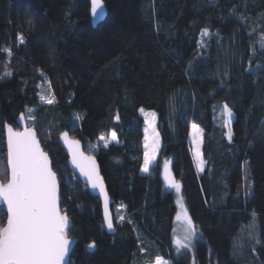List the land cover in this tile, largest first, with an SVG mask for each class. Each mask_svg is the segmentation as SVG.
I'll return each mask as SVG.
<instances>
[{"label": "trees", "instance_id": "obj_1", "mask_svg": "<svg viewBox=\"0 0 264 264\" xmlns=\"http://www.w3.org/2000/svg\"><path fill=\"white\" fill-rule=\"evenodd\" d=\"M104 4L107 16L93 27L89 0H0V169L5 125L19 130L23 115L58 175L77 240L70 264H151L157 255L170 264H264V0ZM224 104L233 113L231 142L218 116ZM141 108L156 112L161 137L148 174ZM193 124L202 132V173ZM112 131L119 143L99 146ZM63 132L96 157L115 235L105 232L99 199L69 170ZM180 201L197 230L191 254L174 243Z\"/></svg>", "mask_w": 264, "mask_h": 264}, {"label": "snow or ice", "instance_id": "obj_2", "mask_svg": "<svg viewBox=\"0 0 264 264\" xmlns=\"http://www.w3.org/2000/svg\"><path fill=\"white\" fill-rule=\"evenodd\" d=\"M91 17L94 25L99 24L105 17V10L102 0H90ZM31 23V21H29ZM209 36L207 29L201 32V37ZM23 43V37H19ZM203 41H201V46ZM261 46L264 47V37H261ZM11 57L10 50L5 49ZM5 75H11L5 72ZM41 75H44L41 73ZM51 85L49 84V90ZM41 101L46 104H54L55 97L41 95ZM30 113L31 109L28 110ZM146 117V123L152 129L151 137L146 132L144 138V159L141 171L149 172V167L155 160L159 147V134L155 131L156 113H146L140 109ZM221 115L225 118L223 127L227 128L226 133L229 142L232 140V110L223 105ZM34 119V117H31ZM76 119H80L77 115ZM120 117H115L119 121ZM24 120V116L20 117ZM7 131V162L6 168L0 169V174L5 176L0 181V201L6 205V223L0 224V264H70L66 260L69 256L71 241L68 239L69 218L61 210L58 196L57 173L53 171L52 162L48 154L42 150L40 141L37 138V131L34 126H26L23 131H15L11 126L5 125ZM194 134L193 141L196 145L193 152L200 171L204 170V160L200 152L202 139L198 138L199 129L192 125ZM61 139L68 146L72 157V163L79 169L80 173L87 178L93 189H99L104 196V221L109 231L113 230V221L108 211L109 199L104 190L103 180L99 175L96 161L91 156H85L80 149V142L69 140L68 133L64 132ZM99 140L105 148L109 143H119L117 133L112 131L109 136L101 135ZM167 171V165H166ZM169 187L180 191V184L174 180L170 181ZM181 209L176 219L182 221L184 234L176 237L174 243L177 250L191 247L197 230L188 216L187 210L180 201ZM123 207V205H121ZM121 221L124 216H119ZM253 223L249 225L254 230ZM131 223V221H129ZM251 235V231H250ZM257 243L259 241L257 240ZM95 242L87 244V249H95ZM151 264H170V261L157 255Z\"/></svg>", "mask_w": 264, "mask_h": 264}, {"label": "water", "instance_id": "obj_3", "mask_svg": "<svg viewBox=\"0 0 264 264\" xmlns=\"http://www.w3.org/2000/svg\"><path fill=\"white\" fill-rule=\"evenodd\" d=\"M89 3H90V0H89ZM102 3H103L104 10H105V17H104V19H103V21H104L105 18H106V16H107V9H106V6H105V4H104V0H102ZM90 17H91V4H90ZM103 21H102V22H103ZM91 22H92V17H91ZM102 22H100L99 24H101ZM99 24L94 25L93 22H92V26H93V27H97ZM21 116H22V115H21ZM21 116H20V117H21ZM17 122H18L19 130H16L13 126H11L15 131H23L24 128H25L26 126H28L27 123H26V121H25V117H24V120H23V121H21L20 118H19ZM8 126H10V125H8ZM63 133H64V132H63ZM67 133H68V139H69V140H77V141H79L78 139H74V138H72L69 132H67ZM61 135H62V134H60V136H59V143H60V145L62 146L63 150L65 151V153H66V155H67V158H68V162H67V164H68V168H69V170H70V171H71V172H72V173H73V174L79 179L80 182H82V183H83V184L89 189V192H90L91 195H93L94 197H96V198L99 199V201H100V203H101L102 217H103V224H104L105 232H106L108 235H115V234L117 233V231H116V229H115V225H114V217H113V213H112V207H113V205H114V201H113V199L110 197V195H109V193H108V189H107V186H106L105 180H104V178H103V176H102L101 167H100V165H99V163H98L96 157H95L94 155L88 154V153L85 151V149H84V145H83V143H82L81 141H79V142H80V149H81V151L84 153V155H85V156H91V157H93V158L95 159V161H96V165H97V168H98V171H99V175H100V177H101L102 180H103L104 190H105V192L107 193V195H108V199H109L108 211H109V213L111 214L112 221H113V230H112V231H109V230H108L107 225H106V223H105V221H104V215H105V213H104V196L100 193L99 189H93V188L91 187V185H90V184L88 183V181H87V178H86L85 176H83V175L80 173L79 169L76 168V166L72 163V157H71V154H70V152H69V150H68V146H67V144L64 142V140L61 139ZM37 138H38V133H37ZM38 140H39V138H38ZM39 141H40V140H39ZM5 142H6V149H7V131H6V127H5ZM40 144H41V143H40ZM41 148H42V150H44L43 147H42V145H41ZM48 156H49V155H48ZM49 158H50V156H49ZM50 161H51V158H50ZM51 162H52V161H51ZM52 168H53V164H52ZM53 171H54V170H53ZM0 181H1V180H0ZM57 181H58L59 205H60V208H61V191H60V183H59L58 175H57ZM0 208H2V209L4 210V212L6 213V205H4L2 201H0ZM71 227H72V222H71V220L69 219V228H68L67 232H68V239L72 242V243H71V246H70V253H69V256L66 257V260L69 261V262H70V259H71L72 252H73V250H74V248H75V246H76V244H77V240H76V239H71V238H70V229H71ZM92 250H95V249H92Z\"/></svg>", "mask_w": 264, "mask_h": 264}, {"label": "rangeland", "instance_id": "obj_4", "mask_svg": "<svg viewBox=\"0 0 264 264\" xmlns=\"http://www.w3.org/2000/svg\"><path fill=\"white\" fill-rule=\"evenodd\" d=\"M144 110H145V109H144ZM145 112H146V113H151V112H154V111H151V110H145ZM220 112H221V110L219 111L218 116H219L220 119H223V120H224L225 118L220 114ZM155 113H156V112H155ZM140 115L142 116V118H143L144 121H145V125H144V134L147 132V133L149 134V136L151 137V135H152V129L149 128L148 124L146 123V119H148L149 117H146L145 114H144V113H141V112H140ZM155 131L159 134V130H158V115H157V114H156V119H155ZM193 134H194V130H193V127H192V128H191V133H190V142H191V146H192V151L194 152L196 145H195V143H194V141H193ZM198 138L202 139V132L200 131V129H199V136H198ZM202 140H203V139H202ZM111 143H113V142H111ZM109 144H110V143H109ZM98 145L101 146V147H104L103 142L100 141V140H99V142H98ZM202 147H203V144L201 143V144H200V152H201V155H202ZM91 149H92V146H88V147H87V150H88V151H90ZM160 149H161V137H160V134H159V147H158V150H157L156 155H155V160L153 161V163H152V164L150 165V167H149V172H150L151 168H152V167L155 165V163L157 162V159H158V156H159V153H160ZM193 158H194V161H195L196 168H197L198 172H199V173H202V171H200V170L198 169V167H197V161H196V158L194 157V155H193ZM202 159H203V155H202ZM149 172H148V173H149ZM142 173H143V174H148V173H144V172H142ZM168 178H169V177H168ZM167 181H168V179H167ZM169 183H170V181H168V186H169ZM169 189H170V190H173L174 192H176V193H178V194L180 193V191L177 192V191L175 190V188L169 187ZM184 208H185V207H184ZM180 209H181V206H180V208H179V212H180ZM183 228H184V226H183V224H182V221H179V222H178V225H177L176 233H175V239H176V237H182V236H183V234H184ZM196 237H197V235L193 238L192 243H191V247H190V248H188V249H180V250H177V252H178V253L186 252V253H190V254H191V253H192V246H193V243H194ZM176 248H177V247H176Z\"/></svg>", "mask_w": 264, "mask_h": 264}]
</instances>
